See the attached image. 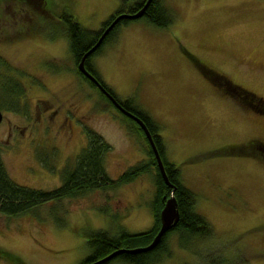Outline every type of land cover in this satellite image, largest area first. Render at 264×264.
<instances>
[{
	"label": "rangeland",
	"instance_id": "rangeland-1",
	"mask_svg": "<svg viewBox=\"0 0 264 264\" xmlns=\"http://www.w3.org/2000/svg\"><path fill=\"white\" fill-rule=\"evenodd\" d=\"M161 1L170 22L123 21L88 57L106 86L154 121L166 160L176 164L194 194V211L210 226L206 235L166 233L148 264H264V0ZM121 5L43 0L34 10L0 0V60L7 65L0 64V73L22 87L4 96L0 85V156L15 182L57 185L59 169L85 144L86 128L109 143L104 167L111 178L147 159L133 122L75 73L60 17L70 13L99 31ZM196 58L218 71L221 77L213 79L235 97L220 92ZM10 83L6 78L5 86ZM154 188L149 166L113 187L43 202L19 215L0 212V264H76L90 250L91 231L147 228ZM105 264L129 263L112 258Z\"/></svg>",
	"mask_w": 264,
	"mask_h": 264
},
{
	"label": "trees",
	"instance_id": "trees-1",
	"mask_svg": "<svg viewBox=\"0 0 264 264\" xmlns=\"http://www.w3.org/2000/svg\"><path fill=\"white\" fill-rule=\"evenodd\" d=\"M17 1L27 3V5H29L30 3L38 4L39 2L38 0ZM123 1L125 2V5H121L120 8L125 7V11H133L137 7H139L144 0ZM42 3L43 0H40L39 4L41 9L43 7ZM110 16L111 14L102 22V24L107 22ZM141 16H145L148 20L156 24L164 25L171 21V15L168 10V7L164 5L161 0H150L146 5L144 12ZM60 17L65 22L64 34L68 41V47L71 52L73 62H75L76 59L94 42L97 35L99 34V31L87 29L86 27L82 26L79 22L74 19V17L70 13L62 12ZM128 19L131 18H121L120 20L121 22H123ZM118 24L119 23H116V25L107 32L103 40L114 33L115 28ZM97 48L98 46L92 52H90L89 55L94 53ZM88 56H86L84 60L87 64L88 69L90 70ZM5 63V60H0V64L6 67L7 65H5ZM75 71L81 75V73L76 68ZM210 71L211 72L208 73H212L210 77L212 79V76L214 74L216 76L221 75L218 72H213L212 70ZM91 73L93 74L94 72L92 71ZM81 76L90 85L94 86V83L85 75ZM6 78L9 79L11 82L7 87L5 86ZM13 79L10 75H7L5 77L3 73H0V85H2V87L4 88V91H2V95L6 96L8 92L19 94L21 93L22 87L18 83L17 79ZM213 80L215 81L214 85L218 87L219 85L217 84L216 80ZM101 84L105 86L103 82ZM231 84L232 87H234L233 83ZM219 87L218 88L221 90L220 92L224 93L225 95L234 96L232 91H227L229 89H225L221 86ZM98 93L102 95L100 89ZM9 99L10 101H12V103L10 102L11 106H13L12 108L18 109L19 104L14 102L12 98H7V100ZM141 111L145 113V111ZM137 113L135 112L136 115H138ZM139 113L141 118L145 117L144 123L150 131L155 146L161 156L166 176L168 180H170L174 184L173 194L176 199L179 216L175 225L162 234L159 242L152 249L132 253L121 252L112 257L120 258L123 261L128 262L129 264H148L156 260V258L150 257V254L152 252L154 253L156 250L161 249L164 246V237L166 233L170 232L171 230L178 231L184 229L186 234L197 233L206 235L210 233V226L208 222L201 214L195 212L193 209V192L187 187H185V185L181 182L179 177V169L176 164L166 160L163 154L161 137L159 136V134H157L158 130L156 124L150 118L149 115L148 117H146L142 115L141 112ZM134 126L135 130L140 135H142L146 143L148 157L145 160H139L130 164L124 170L120 171L118 175L114 178H111L106 173L104 167V157L109 149V143L98 132L89 128L85 129V144L80 147V149L76 152L74 158L71 161L64 164L59 169V182L57 185L50 188L31 187L15 182L7 173V170L0 156V212L6 215H19L23 212L36 208L39 204L43 202H49L52 200L55 201L63 197L79 196L84 194L85 191L91 189H103L113 187L120 182L132 179L137 174L143 171H147L150 166L152 168L153 182L155 186L151 205L153 214L152 223L147 228L138 231H127L122 228L118 229L115 233H109L108 231H104L103 229L91 231L87 239L90 250L76 264H84L86 262H89L92 259L100 257L101 255L107 253L108 251L114 248L133 247L137 245L146 244L148 241H150L153 234L157 230L159 224L158 211L162 205L161 196L168 194L169 187L164 183L161 178V175L155 163L153 153L150 149V146L148 145V142L143 132L137 125ZM106 262L100 264H105ZM232 264H246V262L245 260L241 259Z\"/></svg>",
	"mask_w": 264,
	"mask_h": 264
},
{
	"label": "water",
	"instance_id": "water-1",
	"mask_svg": "<svg viewBox=\"0 0 264 264\" xmlns=\"http://www.w3.org/2000/svg\"><path fill=\"white\" fill-rule=\"evenodd\" d=\"M150 0H144L143 3L136 8L133 11H121L116 13L109 21L108 23L99 30V34L97 35L96 39L94 42L80 55L78 61H77V69L85 75L88 79H90L95 85L103 92L105 95L108 96V98L122 110L125 114L130 116L132 119L136 121L138 126L142 129L144 136L148 142V145L150 146V149L153 153L155 163L157 165V169L161 175L162 180L164 183L169 187V191L167 195H162V205L158 211V218H159V224L157 227V230L153 234L152 238L150 241H148L146 244L143 245H137L133 247H118L114 248L107 253L101 255L100 257H97L85 264H100L108 261L115 255L121 252H127V253H132V252H137V251H147L152 249L160 240L162 234L173 227L178 220V207L176 203L175 196L173 194L174 191V184L168 180L165 170L163 168V162L161 159V156L155 146V143L152 139V135L150 131L148 130L146 124L144 121L138 117L137 115L133 114L132 112L122 108L119 103L115 100V98L112 96V94L101 84V82L84 66V59L86 56L89 55L90 52H92L103 40L104 36L107 34V32L111 29V27L119 21L121 18H136L142 15L144 12V9L146 5L148 4ZM2 117V112L0 110V120Z\"/></svg>",
	"mask_w": 264,
	"mask_h": 264
},
{
	"label": "flooded vegetation",
	"instance_id": "flooded-vegetation-1",
	"mask_svg": "<svg viewBox=\"0 0 264 264\" xmlns=\"http://www.w3.org/2000/svg\"><path fill=\"white\" fill-rule=\"evenodd\" d=\"M39 2H40V0H38ZM39 2H38V4H35V3H30L28 6H30V7H32V9H34V10H39L40 9V4H39ZM21 3H23V2H21ZM138 8V7H137ZM117 11V12H116ZM121 11H125V7H122V8H120V6L119 7H117L114 11H113V13L111 14V16L108 18V20H107V22H105V23H103L100 27H99V30L100 29H102L107 23H108V21L116 14V13H118V12H121ZM116 23H121V20H119V21H117ZM116 23L111 27V28H113L115 25H116ZM91 55V54H90ZM80 57V56H79ZM79 57L76 59V61L75 62H73L74 63V69L76 68L77 69V66H76V64H77V61H78V59H79ZM89 57V56H88ZM88 63H89V65H90V70H92L93 71V69H92V67H91V64H90V62L88 61ZM194 64L199 68V70L202 72V74L204 75L205 74V72L206 71H210V70H212V71H214V72H218V71H216V70H214V68L210 65V64H208L205 60H201V59H198V58H196L195 59V61H194ZM84 66L88 69V67H87V64L85 63V60H84ZM78 70V69H77ZM89 70V69H88ZM89 70V71H90ZM79 71V70H78ZM92 71H90V72H92ZM80 72V71H79ZM94 72V71H93ZM75 73L78 75V76H80L81 78H83L81 75H83L81 72V75L80 74H78L76 71H75ZM93 74H95V73H93ZM208 74H212V73H208ZM214 74V73H213ZM101 83H102V81L99 79V77L95 74L94 75ZM208 77H209V75H207ZM213 76H215V74L213 75ZM106 86V85H105ZM93 87H95L96 88V90L97 91H99V88L95 85V83H94V86ZM106 89L112 94V96L115 98V100L119 103V105L122 107V108H124V109H126V110H128V111H130V112H132L133 114H135V112L139 115L140 113L139 112H141L142 113V115H144V116H146V117H148V114L147 113H143L140 109H137L128 99H126V98H121V97H118L108 86H106ZM102 93V95H100V97H101V99L102 100H104L105 101V103L107 104V105H109V106H111V107H113L118 113H120V114H122L124 117H126V118H129V120L131 119V121L132 122H134L133 124L134 125H137L138 126V124L136 123V121L134 120V119H132L130 116H128L127 114H125L124 112H122V110H120V108L119 107H117L109 98H108V96L107 95H105L103 92H101ZM134 110V111H133ZM136 115V114H135ZM137 115V116H138ZM138 117H140L141 118V116L139 115ZM145 117H142L141 119L145 122V119H144ZM139 127V126H138ZM140 128V127H139ZM141 129V128H140ZM141 131H142V129H141ZM143 132V131H142ZM144 134V133H143ZM262 140V139H261ZM263 141V140H262ZM4 258H6V260L7 261H14L15 263H17L16 261H15V256H13L12 255V253L10 252L9 254L8 253H5V251H4ZM93 260V259H92ZM87 263V262H86ZM85 264V263H84Z\"/></svg>",
	"mask_w": 264,
	"mask_h": 264
},
{
	"label": "crops",
	"instance_id": "crops-1",
	"mask_svg": "<svg viewBox=\"0 0 264 264\" xmlns=\"http://www.w3.org/2000/svg\"><path fill=\"white\" fill-rule=\"evenodd\" d=\"M119 7V6H118Z\"/></svg>",
	"mask_w": 264,
	"mask_h": 264
}]
</instances>
